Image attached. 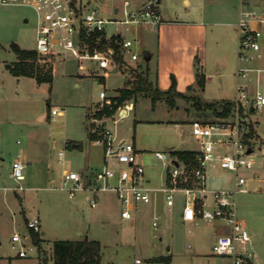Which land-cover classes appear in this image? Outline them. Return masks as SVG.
<instances>
[{
    "label": "rangeland",
    "instance_id": "1",
    "mask_svg": "<svg viewBox=\"0 0 264 264\" xmlns=\"http://www.w3.org/2000/svg\"><path fill=\"white\" fill-rule=\"evenodd\" d=\"M78 1L97 6L103 15L111 16L112 6L122 0ZM202 3L203 0H190L189 3L160 0L159 7L162 12H168V19L197 20L200 19ZM253 6L263 9L261 4ZM229 10L217 16L210 13L206 16L204 53L207 64L201 68L205 80L200 84L196 74L192 88L184 90L185 94L195 97L174 94L170 103L164 97L154 101L142 93L125 100L122 109L113 115L104 111L107 102L119 93L120 88L129 84L137 71L144 70L147 63L150 64V78L156 81L158 28L140 24H131L129 29L122 26L123 34L133 39V49L139 58L128 56L131 62L119 63L120 68L115 72H106L111 68L100 67L96 60H84L79 65L83 61L61 53L45 60L38 59L40 72L50 71L55 61L53 80L39 82L34 77L19 78L12 71L17 58L12 43L29 48L36 46V10L26 4L0 6V166L11 169L14 156L22 148L30 152L31 159L25 167L26 189H4L2 186L16 182L0 172V264H54L55 239L80 240L83 236L100 240V264H136L137 257L142 260L137 264H231L228 257L214 254L212 249L217 235L227 231L225 222L187 220L181 215V200L173 209H163V225L155 228L153 212L146 211L144 206L135 218L122 217V203L113 190L99 191L97 204L92 206L89 196L93 192L85 187L86 176L82 180L84 187L78 188L73 197L69 196L68 189L59 187L65 168L80 172L84 169L87 176L93 178L97 169L102 167L103 146L92 143L90 132L99 134L108 128L119 138L134 139L143 151L146 167L154 181L161 169V161L154 155L156 149L195 147L191 121L218 117L210 109L199 108L195 102L233 99L237 93L239 57L235 22L238 18L235 9ZM138 27L149 30L147 37L142 36L147 40L146 46L142 45L141 35L136 34ZM114 28V24H107L109 32ZM261 40L264 42V35ZM151 51H154L153 59H146ZM85 63H94L97 68L101 80L97 85V76L83 66ZM101 88H105L107 96L99 100ZM200 89H203L201 93L196 94L195 90ZM53 106L62 111L53 116ZM252 119L264 137V106L253 110ZM60 149L65 152L61 159ZM38 154L39 160L35 159ZM258 167L260 177L252 180L251 190L239 192L236 199L238 214L246 218L250 232L256 237L258 233L262 239V252L258 249V254L264 264L263 153L258 157ZM232 177L230 171L219 172L209 184L213 187L229 185ZM258 185L261 189H257ZM25 213L28 217L38 214L41 218L46 232L40 235V245L35 244L29 234ZM15 231L30 235L26 245L28 256L17 255L12 246ZM15 244L19 246L18 242ZM160 254H171L172 260L169 263L154 261V256Z\"/></svg>",
    "mask_w": 264,
    "mask_h": 264
},
{
    "label": "built area",
    "instance_id": "2",
    "mask_svg": "<svg viewBox=\"0 0 264 264\" xmlns=\"http://www.w3.org/2000/svg\"><path fill=\"white\" fill-rule=\"evenodd\" d=\"M159 2L122 0L112 6L111 16L103 15L97 6L78 0H0V6L26 4L36 10L35 48L39 54H47L42 59L64 53L80 61L96 60L103 68H113L114 65L117 68L120 62L116 59L111 39L114 35L121 36L117 41L123 63L127 56L138 59L139 54L133 49L134 41L123 34L122 26L129 29L131 24H140L159 28L165 20ZM107 24H114L115 28L109 32ZM236 25L239 64L233 106L228 115L191 121L195 147L186 149L193 151V158L180 157L173 152L174 149H156L154 155L161 161L164 178L161 184L151 185L146 177V164L139 156L135 141L118 139L112 130L105 128L92 139L93 143L103 146L104 163L93 178L86 177L85 187L93 192L89 196L92 206L97 204L99 191L113 190L122 203L121 216L126 219L135 218L142 206H153L152 223L155 228L161 226L162 218L157 206L159 195L170 208L180 199L185 219L193 222L200 219L222 220L229 228L214 240V254L228 257L231 264H255L252 234L246 218L238 214L236 196L239 192L251 190L252 180L261 174L258 157L264 154V137L252 119V112L264 106V65L258 63L263 56L264 13L258 7L243 5ZM103 40H107L108 44L102 46ZM99 96L101 99L107 96L105 88L100 89ZM110 103L108 101L107 105ZM121 109L122 105L117 112ZM61 111L57 106L51 108L53 116ZM114 120L117 118L114 117ZM58 154L61 159L65 152L60 149ZM224 171L233 173L231 183L211 186L209 180ZM0 172L4 174L2 166ZM8 173L16 183L2 186L4 189L18 191L28 187L24 183L25 163L21 157L14 158ZM83 177L79 170H67L59 187L68 189L69 196L73 197L78 188L84 187ZM26 222L34 241L32 232L42 233L41 218L36 214ZM29 234L13 233L12 246L16 248L17 255H29L26 247ZM141 262L140 257L135 258L136 264Z\"/></svg>",
    "mask_w": 264,
    "mask_h": 264
},
{
    "label": "crops",
    "instance_id": "3",
    "mask_svg": "<svg viewBox=\"0 0 264 264\" xmlns=\"http://www.w3.org/2000/svg\"><path fill=\"white\" fill-rule=\"evenodd\" d=\"M136 1L142 2L144 0H136ZM184 1L186 3L190 2V0H184ZM257 4L262 5V8H263L262 11L264 13V0H203L202 9H201V13H200V19H197V20L168 19V12H163L164 16H165V20L162 22V24L158 28V36H157L158 37V50L156 53V62H155V66H154L155 77H156V80L158 81L159 86L163 89L168 88L170 86V83L172 80L171 75L174 74L176 76V79H177L178 90L184 92V90H186L189 85L194 84V82L196 80L197 69L199 67H200V69L205 68V66L207 64L206 59H205V53H204L205 47H206V38H207V27L205 25L208 22L206 20V16L209 13L211 16H217L221 13H223V14L228 13L230 11L229 9L233 8V9H235V11L237 13V18H238L239 10L243 5L253 6V5H257ZM236 22H235V24H236ZM136 31H137L136 34L139 37H140V35L142 37L144 34H145V37H147L149 35L148 29L145 30L144 28L138 27V28H136ZM237 38H238V35H237ZM146 41L147 40H145L142 37V45L146 46V44H147ZM25 48H29V47H25ZM262 51H263V56L258 61V63L264 65V42H263V40H262ZM237 54H238V51H237ZM147 55H151L150 59L152 60L153 56H154V51H151ZM16 56H17V58L15 61H17L19 59L17 54H16ZM39 58H41V59L43 58L41 56V54H40ZM82 61L83 62H79V65H80V63H84V60H82ZM126 61L131 62L130 60H128V56H127ZM54 63H55V61H54ZM54 63L52 65V68L54 67ZM97 65H99V63ZM83 66L85 68L91 69V72H93L94 75L97 76V78L95 80L96 85H97V83L101 82V80L97 74V71H96L97 68L94 66V63H89V64L85 63V64H83ZM112 67L113 68L107 70L106 72H108V71L109 72H115L113 70L114 68H116L115 65ZM52 68H51V71L53 74ZM118 68H120V67H117V70H118ZM220 70H217V71H220ZM17 76L19 78L34 77V76H29V75H17ZM34 78H36V77H34ZM100 99H101V97L99 98V100ZM91 131H94V130L91 129ZM30 132H33V131L30 130ZM0 135L2 136V133H0ZM116 137L119 139V137L117 135H116ZM120 138H122V137H120ZM18 142H20V141L18 140ZM92 143H93V141H92ZM93 144H95V143H93ZM135 144H136V142H135ZM74 145L79 146L80 143H74ZM184 148L186 149V148H193V147H182V148L173 147L170 150L184 149ZM138 150L140 153L139 154L140 158L145 162V159L142 156L143 151H140L139 148H138ZM103 152H104V148H103ZM1 157L3 158L2 150H1ZM16 157H21L23 159V161L25 163V167L31 161L30 152L24 148H22L18 152V154L14 156V158H16ZM103 157H104V153H103ZM39 158H40V154H38L37 158H35V159L39 160ZM258 169L261 173V170L259 167H258ZM67 170H70V169L65 168L63 173ZM81 172H82L83 176L88 177L87 173H85L84 169ZM62 176H63V174H62ZM146 177H147V181L149 184L159 185L163 181L164 173H163V170L161 168L158 171L157 177L154 181V178L152 177L151 172H149V169H147V167H146ZM257 189H261V186L258 185ZM161 196L162 195L160 194L159 200H158L159 202H158L157 206H158L160 212L162 213L163 209L165 207H168V206L165 205L164 200H163V196L162 197ZM161 198H162V201H161ZM176 204H177V202H176ZM176 204H175V206H176ZM174 207H172V208L168 207V208L171 210ZM144 208L146 211L150 212V211H152L153 206H144ZM23 211L25 212V209H23ZM182 213H183V204L181 206V215H182ZM24 215H25V219L27 221V219L29 217L26 215V213ZM197 222H195V223H197ZM161 225H163V222H161ZM248 226H249V223H248ZM250 228H251V226H250ZM228 230H229V228H227V231ZM45 232H46V230L42 228V234H44ZM251 234H252V238H253V242H254V248L256 251L255 264H262V259H261L260 255L258 254V252H259L258 249L262 252V247H263L262 239L260 238L258 233H257V235H258L257 237L254 236L252 231H251ZM171 260H172V255H171L170 261Z\"/></svg>",
    "mask_w": 264,
    "mask_h": 264
},
{
    "label": "trees",
    "instance_id": "4",
    "mask_svg": "<svg viewBox=\"0 0 264 264\" xmlns=\"http://www.w3.org/2000/svg\"><path fill=\"white\" fill-rule=\"evenodd\" d=\"M121 36L114 35L113 39H111L110 43L114 46L116 51V59L120 62H124L123 55L120 51V45L117 39H120ZM108 44L107 40H103L101 45L105 46ZM12 47L18 55V60L16 61L12 71L16 75H29L36 77L37 81H52L53 74L52 71L48 72H40V68L38 66V59L40 54L35 48H25L20 46L18 43L13 42ZM135 70V69H134ZM137 71V70H136ZM150 68L149 64L145 65V69L136 73L133 79L129 80V84L120 88L119 93L116 94L111 103L106 105L105 110L107 113H115L117 108L127 99L137 96L138 94H146L151 96L155 101L159 98L164 97L172 102V96L174 94L185 95L186 97H195V95H187L184 92L178 90L177 88V79L174 74L171 75V84L168 88L163 89L159 86L158 81H153L150 78ZM197 77L200 84L204 83L205 74L202 73L200 67L197 69ZM131 82V83H130ZM192 88V85L188 86ZM195 89V88H194ZM195 104L199 108L210 109L217 116H225L228 115L233 106V100L230 98H224L219 101H205L195 102ZM100 133L96 134L90 132V136L92 139L99 136ZM70 144V142H68ZM174 153L178 154L183 158H193V151L190 149H174ZM34 241L37 245H40L41 234L32 232ZM101 242L98 239H90L88 236L83 240H71V239H55L53 242V259L54 264H93L94 262H98L100 264L101 259ZM171 259V255H156L154 256V261H164L169 263Z\"/></svg>",
    "mask_w": 264,
    "mask_h": 264
},
{
    "label": "water",
    "instance_id": "5",
    "mask_svg": "<svg viewBox=\"0 0 264 264\" xmlns=\"http://www.w3.org/2000/svg\"><path fill=\"white\" fill-rule=\"evenodd\" d=\"M41 56H42L43 58H45V57H47V54H41ZM150 58H151V55H147V56H146V59H150ZM9 65H10V64H9ZM113 70L116 71L117 68H114ZM201 91H202L201 89H200V90H195V93H196V94H199V93H201ZM2 170H3V173H4L5 176H8V175H9V173H8V168H7L5 165L2 166ZM85 237H86V236H83V237L81 238V240L85 239ZM93 264H98V262L96 261V262H94Z\"/></svg>",
    "mask_w": 264,
    "mask_h": 264
}]
</instances>
